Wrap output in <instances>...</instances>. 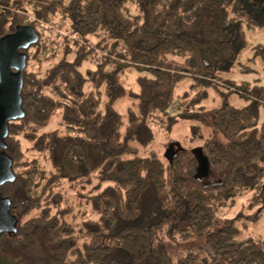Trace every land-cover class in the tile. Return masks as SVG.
<instances>
[{"label": "trees", "instance_id": "1", "mask_svg": "<svg viewBox=\"0 0 264 264\" xmlns=\"http://www.w3.org/2000/svg\"><path fill=\"white\" fill-rule=\"evenodd\" d=\"M248 6L0 0V37L25 25L40 36L24 50L25 117L9 123L3 148L15 180L0 191L17 223L0 234V264H264V241L243 235L246 217L264 210V87L221 76L237 64L241 74L257 71L238 62L246 45L257 48L249 61H264V41L251 43L264 34V4ZM60 17L74 38L46 36ZM130 72L138 73L137 91ZM186 81L184 96L198 95L180 111ZM210 92L220 105H197ZM231 93L249 103L235 106ZM122 99L133 100L125 114ZM170 110V123L193 122L191 139L203 140L195 155L141 152L154 140L153 120ZM56 114L60 126L40 131ZM199 155L220 181L205 180ZM242 196L253 213L242 208L221 222L222 209ZM170 238L187 245L182 256L169 251Z\"/></svg>", "mask_w": 264, "mask_h": 264}, {"label": "rangeland", "instance_id": "2", "mask_svg": "<svg viewBox=\"0 0 264 264\" xmlns=\"http://www.w3.org/2000/svg\"><path fill=\"white\" fill-rule=\"evenodd\" d=\"M246 3L249 5L248 7L253 9L257 8H262L264 4V0H256L252 2V0H245ZM45 34L47 37H56L58 36V39H61L64 36H68L70 38H74L73 35H71L70 31L68 30V25L61 19L59 18V24L55 25L49 29L45 30ZM73 40V39H72ZM91 42H97L98 37L94 36L90 38ZM259 41H264V34H259V35H253V38L251 37V43H257ZM250 43V44H251ZM254 47V48H253ZM256 45H246V47L242 50V52L239 55L238 62H242L244 64H247L249 66H252L254 69L257 71L250 72V73H239L240 71V65L237 64L231 71H227L221 76L224 77L225 79H234L236 81H248L251 82V84H260L261 86L264 87V61L257 59V63H254L253 61H249L248 59L253 56L254 51L257 49L255 48ZM88 67H90L89 62H85L83 65V70H86ZM231 76V77H230ZM138 73L137 72H130L127 74L126 79H127V84L134 90H139V87L137 85V79ZM191 83L190 81H186L181 85V88L178 90V94H180V98L183 101V105L181 106L180 111H188L192 109L193 102L195 97H197L198 92H192L191 95L190 93L186 94L184 96L185 92H190ZM212 89H210L211 91ZM264 91V88H263ZM208 97V98H207ZM206 99L204 98L200 103L197 105H204L207 108H211L213 106L220 105L221 103V98L219 97L218 94H215L214 92H210L209 96H207ZM181 102V101H180ZM230 102L234 104L235 106L238 107H243L249 103L244 98H241L235 93L230 94ZM185 103V105H184ZM133 104L132 99H122L117 103V109L121 111L123 114L127 112V109L130 105ZM179 110V108H177ZM263 110V109H262ZM264 111V110H263ZM262 111L263 117H264V112ZM175 113L170 110L169 115H165L162 118L158 120H153V129H154V140L150 145L141 148V152L146 154L149 151H157L159 152L162 156L166 154V151L173 145V149L180 147L188 150L189 153L195 155L197 147L201 146L203 144V140L197 139V140H192L191 139V125L193 124L192 121L186 119V118H181L178 117L175 123H170L169 117L174 116ZM60 120L61 116L60 114H56L53 119L50 121V123L43 124L41 126H38L40 131H47L56 127L60 126ZM208 134V133H207ZM168 147V149H166ZM166 150V151H165ZM165 151V153H164ZM200 162L202 165L200 166L201 169V175L204 177L210 176L205 180L209 182H217L220 181L223 177L222 173H219L217 171L211 170L209 166L206 164L205 160L203 159L202 156H198ZM245 198L246 197H240L238 198L235 203L232 205L229 204L226 208L224 207L220 213L221 215V222L225 220V218H231L239 215L238 213L240 210L243 208L241 212L245 213L244 209L246 208L245 203ZM245 203V204H244ZM86 207V206H85ZM88 213L91 211L90 208L86 207ZM226 211V215H224V210ZM254 210H248L247 209V214L250 215L253 213ZM245 225H243V235L244 236H254L258 238L259 240L264 241V210L262 214L257 218H250L246 217L244 221ZM187 245H182L180 242H178L176 239L170 238L168 239V248L169 251L172 253V255L177 258L180 257L184 254V251L186 249Z\"/></svg>", "mask_w": 264, "mask_h": 264}, {"label": "water", "instance_id": "3", "mask_svg": "<svg viewBox=\"0 0 264 264\" xmlns=\"http://www.w3.org/2000/svg\"><path fill=\"white\" fill-rule=\"evenodd\" d=\"M39 40L38 32L30 25L21 26L15 33L0 37V187L15 180L13 159L3 148L10 133L9 123L25 117L22 91L27 55L24 50ZM172 147L167 150V155L175 151ZM10 204V199L0 191V234L16 230L17 218L11 213Z\"/></svg>", "mask_w": 264, "mask_h": 264}]
</instances>
